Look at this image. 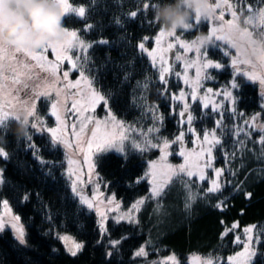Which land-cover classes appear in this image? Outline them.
Masks as SVG:
<instances>
[{
    "label": "trees",
    "instance_id": "1",
    "mask_svg": "<svg viewBox=\"0 0 264 264\" xmlns=\"http://www.w3.org/2000/svg\"><path fill=\"white\" fill-rule=\"evenodd\" d=\"M228 2L243 25L250 15L247 6L257 7L256 0H245L242 12L237 0ZM71 3L75 8L84 7L85 16L66 15L65 27L78 30L84 41L93 44L79 66L114 114L134 129H146L148 122L145 124L141 117L137 100L140 84L149 81L148 98L158 104L163 121L157 133L147 139L140 133L136 140L148 144L150 138L162 144L181 132L190 138L193 130L201 134L215 131L219 142L213 149L214 164L223 169L220 191H209V178L201 180L180 173L172 176L157 197L151 194L150 183L144 177L146 160L157 156V148L142 149L130 141L122 153L100 148L95 155L96 168L100 178L108 182L109 191L127 208L145 198L135 220L110 218L103 231L97 214L71 189L64 148L49 133L30 126L28 136L18 138L15 123L9 119L0 125V146L8 154L2 160L0 208L4 200L9 201L26 226V239L21 244L12 230L0 232V264H149L169 253L178 256L179 264H190L192 255L227 264L221 260L244 247L248 234L245 229L251 226L255 248L251 264H264V144L260 143L264 128L250 123L258 112L264 120L263 96L257 81L243 74L235 76L230 64L235 50L215 38L202 46L205 55L222 64L206 70L203 84L224 90L234 79L237 86H229L232 99L226 94V101L216 107L198 100L190 103L184 113L192 119L186 122L178 113L182 104L173 99V93L183 87L182 82L177 84L170 75L168 81L165 76L164 81L160 80V71L138 47L139 43L153 45L164 28L152 12L155 0ZM192 24L189 30H178L183 39L192 41L210 33L208 19L201 18L196 24L194 16ZM40 103L46 111L47 102ZM172 154L174 161H181L179 155ZM56 232H68L83 243L76 256L66 251ZM143 244L147 256L136 255Z\"/></svg>",
    "mask_w": 264,
    "mask_h": 264
},
{
    "label": "rangeland",
    "instance_id": "2",
    "mask_svg": "<svg viewBox=\"0 0 264 264\" xmlns=\"http://www.w3.org/2000/svg\"><path fill=\"white\" fill-rule=\"evenodd\" d=\"M218 2H222V0H209V5L215 6ZM68 3L72 8H75L73 7L71 0H68ZM232 10H235L233 6ZM222 11L223 22L233 19V17L231 16V11L228 10L227 7L216 8L214 15L219 16ZM251 15L253 17L252 23H245V25H243L240 21V16L237 14V16L239 17L240 27H247L249 31L253 33L254 40L264 43V28H261L260 26L259 15L255 12H253ZM207 19L209 20L211 26L210 33L206 35L209 37L212 35V28H219L222 21L212 18ZM65 29L77 32L78 41H83L84 44L88 45L89 47L81 48L77 46L70 48L66 52V55L71 57V60L62 58L60 61H56L57 53L51 48L47 53H44L47 61L58 63L59 65L57 69V76L59 77V80L56 82V87L64 90L61 96L57 97L56 93L53 91L50 92L48 96H40L39 98H36L35 93L41 90L46 84L51 85L54 79L49 75L48 72L42 71L38 67H34L31 69L33 73V79L27 81V88H25L22 83L12 84L11 79H9L8 83L11 96L14 100V109L17 106H24L25 102H27L28 104H32L33 102H35L36 117H29V126L32 127L33 123H37L38 118V127L33 128L37 132L49 133L50 136L55 140V142L64 148L67 160L66 172L70 178L71 189L81 201V203L86 205L89 209L93 210L97 214L101 229L103 231L105 230L107 220L110 218L115 221L135 220L139 208L134 210L133 205H135L139 200L144 201L145 198H139L130 207L127 208L124 207L122 200L118 198L114 192L109 191L108 182L100 178V175L97 172L96 168L95 155L100 148L107 147L108 150L122 153L124 151V145L127 141H130L136 146L139 145V147L142 149L157 148L159 150L157 156L154 158H148L146 160L147 169L146 175L144 176L150 183V191L152 195H154L152 193V188L156 186L153 184L152 173L155 172L157 183L167 181L164 185L165 188L172 178V176L171 178H169V176L165 175V173H168L169 166L171 167V169H178L181 165H185L188 171H193L196 173V175H194L195 177L200 179V175L202 173L204 179H210L211 186L213 180H216L220 185V176L222 172L219 176L216 175V170L219 168L214 164L213 155V149L216 145V142L214 141L219 140L216 132L208 131L201 134L196 133L193 130L194 133L190 138H188L186 133L181 132L180 134L176 135L175 138L168 141L169 147L167 149L163 148V143L158 144L150 138L148 139L150 141L148 142V144H146L144 141H137L136 138L140 135V133H143L146 139L151 134L157 133L160 130L163 121V115L160 108L158 107V104L150 101L148 98V91L151 87L150 82L147 81L140 84V90L137 100L143 114V116L141 117L145 119V124L147 122L148 124L146 125V129L141 126L138 129H134L132 128V125L128 124L114 114L105 97L95 88L92 79L79 66V61L82 57H85L87 55L88 50L93 44L84 41V39L80 36L78 30L70 29L67 27H65ZM163 30L167 29L163 28ZM218 35H224V33H219ZM157 36L154 38L153 45L150 46L149 44L143 43V51L150 58L152 64L160 71V80L164 81V76L168 74L165 80L168 81L170 75L177 84L179 82H182L183 87L181 88V90L179 92L173 93L174 103L178 102L182 104V106L178 109L179 114L186 111L187 108H185V105H187L188 107L190 103L196 102L197 100L201 101L205 106L211 105L215 107L218 105V103L221 105L223 101H226V94L229 93V86H232L235 83L234 79L224 90H220L214 88L213 86L203 84L204 74L206 70L209 69L202 67V65L206 61L210 60L214 64L219 63L222 66L220 62L213 60L202 52V46L207 42H205L201 46L200 53H197L195 48H181L177 42V37L180 40L188 43H191L198 38L192 41L185 40L179 35V32L177 30L175 37H161L159 44H157ZM212 38L216 39V37L214 36ZM218 41L225 43L233 48L225 40ZM169 43L175 46L169 49L167 47ZM240 43L244 44L243 41H240ZM244 46L247 47V49L252 48V46L250 45L245 44ZM233 49L235 50V53L233 55L234 58L237 55V49ZM61 55L63 56L65 55V53H61ZM248 56L252 59V64L238 62L235 66H233L232 61L230 64L234 70L235 76L237 74H243L248 80L250 79L258 82L261 95L263 96L264 106V83H261V80L264 79V70H262L260 67V61L257 59V53L252 52L248 54ZM15 57L17 61H23L29 65L36 64V62L33 61L31 57H27L24 53H15ZM177 57L180 58L178 59ZM241 60H243V57H241ZM72 61H76L78 65L76 68H73ZM198 68L201 69L199 80H197ZM165 69H167V71H165ZM254 70L256 73L254 72ZM64 72H68V77L66 79L63 76ZM81 73H83V75ZM247 73H254L256 76L254 74L253 75L256 77V79L250 78L248 75H246ZM5 74L11 78L12 73L10 71L6 72ZM161 77H163V79ZM68 83L75 85V87H66ZM209 89H211L212 91L209 92ZM194 93L195 95H193ZM181 94H183V99L180 98ZM231 95H229L227 99H232ZM96 96H103L104 99H96ZM42 100L46 101L48 104L46 111L41 108L40 102ZM54 103H57L56 114H53L52 111V104ZM48 116L51 117L53 121H51ZM57 116L59 117V119L57 118ZM188 116L189 113L186 118H183V120H186V122H188ZM261 116L262 112H258L250 118V123L253 126L255 125V128H264V120ZM41 128L43 130H40ZM153 128L158 129V131L149 133L148 130ZM49 129L56 130L55 137H53ZM181 135L183 136V139L178 141L177 138ZM121 136L125 137V139L122 141L120 140ZM205 136L209 137V140L207 142L204 140ZM109 140L112 141L111 145L104 143L105 141ZM97 145H100V147L98 148ZM151 145L158 146L151 147ZM173 145L176 146L177 149H173ZM209 147H211L210 154L207 151ZM0 149H2L3 153L6 154L7 158L8 154L6 149L3 146H0ZM120 149H122V151ZM172 153H176L177 155H179L181 157V161H174ZM181 153H184V155H181ZM6 158L0 157V175H2V180V160ZM153 164L157 165L155 169H152L151 167ZM184 174H186V172H184ZM1 184L2 183H0V186ZM73 186L75 187V190H73ZM85 199H87L91 203V207L83 202ZM4 201H7V208L4 207ZM4 201L2 202L0 208V221L3 222L4 227L3 229H0V232H2L4 229H10L15 235V229L12 228L10 224L13 222V217H19V220L16 223L18 224V226L22 227L25 234V241V224L22 222L20 216L14 211L9 201ZM249 228H252L253 231L247 234L244 247L239 249L234 254L228 255L221 261L228 262L229 258H235L239 253H245L247 264H251L255 253V248L253 246L254 228L253 226ZM56 236L59 239L61 237L67 236L70 237L71 240H74L75 242L83 245L81 241H79L74 235L68 232H56ZM250 236L252 237L251 240L249 239ZM60 240L62 241L66 249L64 241L62 239ZM141 248L144 249L146 253L145 256H147L145 244L137 249L136 253ZM171 257H175V260L178 262V264L180 263L179 258L175 253H169L152 259L149 264H165V262H168V264H172L170 259ZM194 258H199V261H196V264H201V262L209 260L201 257L200 255H192L190 257V264H194ZM213 264H215V261H213Z\"/></svg>",
    "mask_w": 264,
    "mask_h": 264
},
{
    "label": "snow or ice",
    "instance_id": "3",
    "mask_svg": "<svg viewBox=\"0 0 264 264\" xmlns=\"http://www.w3.org/2000/svg\"><path fill=\"white\" fill-rule=\"evenodd\" d=\"M238 4L241 6V11L243 12L245 9L243 7V4L245 0H237ZM257 7L253 9L251 5L247 6V11L250 13V15L245 19L246 24H251L252 23V13H258L259 18H260V26L261 28H264V7H260L261 4H264V0H256ZM61 4L65 13V16L68 15L69 13H75L79 17H84L85 16V8L84 7H79V8H72L68 0H61ZM147 7V5H145ZM212 9L210 13L207 15L201 16V15H196L195 16V23L198 24L201 21V18H212L215 20H220L222 21L221 25L219 28L213 27L211 30L212 35L208 37V40L212 39V37H216L217 40H225L228 44H230L233 48L237 49V55L232 59V64L235 66L238 62H242L245 64H252L253 61L252 59L246 54L247 47L244 45H250L252 46L253 52L257 53V59L260 61V67L262 70H264V43L258 42L253 39V33L249 31L247 27L241 28L239 24V17L237 16V13L235 10H232V5L229 4L228 0H222V2H218L215 6L213 5H208ZM227 7L228 10L231 11V16L233 17L232 20L223 22V11L219 16H215L214 12L216 8H225ZM130 15L135 16L136 13H131ZM91 27V26H89ZM193 27V24L191 25V28ZM65 35L62 40L54 41L46 45L43 49L38 50V51H33L31 49L27 48H11L7 46H0V125H5L6 121L11 119L14 111V100L13 97L11 96L10 93V88H9V79H11L12 84H23L25 88L28 87L27 81L30 79H33V73L31 71L32 68L38 67L42 71L48 72L51 77H53V83L51 85H45L41 90L37 91L35 93L36 98H39L40 96H48L50 92H55L57 97L61 96L63 94V89L57 88L56 87V82L59 80V77L57 76V69H58V63H52L50 61H47V58L45 57L44 53H47L48 50L51 48L53 51L57 53L56 55V61H60L62 58L63 59H68L71 60V57L66 55V52L72 48V47H81V48H87L89 47L88 45H85L83 41H78L77 39V32L75 31H69L67 29H64ZM219 33H224V35H218ZM176 35V30H161L159 35L156 38L157 44L160 42L161 37H175ZM143 39H147L146 37ZM240 41H243L244 44H241ZM177 42L180 45L181 48L184 49H191L195 48L197 53H200L201 51V46L205 43V41L197 39L192 41L191 43L185 42L183 40H180L177 37ZM102 43H107V41H102ZM175 45L169 43L168 48L171 49ZM138 47L141 50H144V44L139 43ZM15 53H24L27 57H31L33 61L36 62L35 65H29L23 61H17L15 57ZM61 53H65V55H61ZM241 57H243V60H241ZM178 59L180 57H177ZM72 66L73 68H76L78 65L76 61H72ZM203 68H220L221 65L219 63H213L212 61H206L203 65ZM11 72V78L6 75V72ZM167 71V69H165ZM200 71L201 69H197V80L200 79ZM83 75V73H81ZM250 78L256 79V77L252 73H247ZM64 78L66 79L68 77V72L63 73ZM163 79V77H161ZM79 83V82H77ZM261 83H264V79L261 80ZM237 85L234 83L232 87H236ZM66 87H75V85L68 83ZM209 92L212 90L209 89ZM195 95V93L193 94ZM228 95H231V93H228ZM181 99H183V94H181ZM96 99L103 100V96H96ZM59 103V101H58ZM24 107L27 111L28 117H36V112H35V102L32 104H28L27 102L24 103ZM185 108H187V105H185ZM52 111L53 114L57 113V103L52 104ZM180 115L183 117L185 115L184 112H181ZM59 119V117L57 116ZM191 116H188V122H191ZM30 121L28 120V123ZM38 118H37V123H33L32 127L36 128L38 127ZM255 126V125H254ZM40 130H43L42 128ZM49 131L52 133L53 137L56 136V130L55 129H49ZM149 133L158 131V129H149ZM125 137L121 136L120 140H124ZM183 136L181 135L180 137L177 138V140H182ZM204 140L207 142L209 140L208 136L204 137ZM175 142V141H174ZM218 143L219 141H214ZM104 143L111 145L112 141H105ZM261 144H264V139H261L260 141ZM158 145H151V147H157ZM99 148L100 145H97ZM139 147V145H137ZM169 147V142L165 140L163 142V148L167 149ZM122 151V149H120ZM208 153H211V147L208 148ZM181 155H184V153H181ZM0 157L6 158V154L3 153L2 149H0ZM152 169H155L157 167L156 164H153ZM223 169H217L216 170V175L219 176ZM186 172L187 176L191 177L196 175L195 172L193 171H188L186 169L185 165H181L178 169H171L169 166L168 173H165L166 176H171L184 173ZM153 177V184L156 185L155 187L152 188V193L159 197L164 189V185L166 184L167 181H163L160 183H157L156 178H155V172L152 173ZM200 179L203 180L204 176L201 173ZM0 183H3L2 180V175H0ZM73 190H75V187L73 186ZM210 192H216L220 191V185L217 183L216 180L212 181V186L209 188ZM26 200L27 197H24ZM85 204H88L89 207H91V203L85 199L83 201ZM144 203L143 200L137 201L135 205H133V209L139 208L142 204ZM4 207L7 208L8 204L7 201L3 202ZM190 205L186 204L185 207H189ZM19 220V217H13L12 218V223L10 226L15 229V235L18 241L23 244L24 243V231L22 227L18 226L16 223ZM4 224L2 221H0V229H3ZM246 232L251 233L253 231L252 228L245 229ZM227 234V233H225ZM264 235V233H262ZM66 245V250L68 253L72 256H76L77 253L82 249L83 245L80 243L75 242L74 240H71L70 237H61ZM249 239L251 240L252 237L250 236ZM136 255H146L145 251L143 248H141ZM264 255V254H262ZM244 258V259H241ZM171 262L172 264H178V262L175 260V257H171ZM196 261H199V258H194V264H196ZM165 264H168V262H165ZM201 264H213L212 260H206L201 262ZM227 264H247L246 258H245V253H239L237 257L235 258H229Z\"/></svg>",
    "mask_w": 264,
    "mask_h": 264
},
{
    "label": "clouds",
    "instance_id": "4",
    "mask_svg": "<svg viewBox=\"0 0 264 264\" xmlns=\"http://www.w3.org/2000/svg\"><path fill=\"white\" fill-rule=\"evenodd\" d=\"M209 0H155L152 12L167 30H189L194 16L212 11ZM65 13L61 0H0V46L43 49L64 38ZM198 39L208 42V36ZM253 52L247 49L246 54ZM18 138L29 134V117L23 105L17 106L11 117Z\"/></svg>",
    "mask_w": 264,
    "mask_h": 264
},
{
    "label": "water",
    "instance_id": "5",
    "mask_svg": "<svg viewBox=\"0 0 264 264\" xmlns=\"http://www.w3.org/2000/svg\"><path fill=\"white\" fill-rule=\"evenodd\" d=\"M172 56H173V53H172ZM167 77V76H166ZM188 115V112L185 113V115L183 116V118H186Z\"/></svg>",
    "mask_w": 264,
    "mask_h": 264
}]
</instances>
